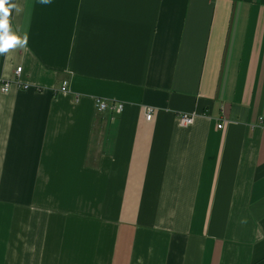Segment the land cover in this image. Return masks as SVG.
<instances>
[{"label": "crops", "instance_id": "obj_1", "mask_svg": "<svg viewBox=\"0 0 264 264\" xmlns=\"http://www.w3.org/2000/svg\"><path fill=\"white\" fill-rule=\"evenodd\" d=\"M5 7L0 264H264V0Z\"/></svg>", "mask_w": 264, "mask_h": 264}, {"label": "built area", "instance_id": "obj_2", "mask_svg": "<svg viewBox=\"0 0 264 264\" xmlns=\"http://www.w3.org/2000/svg\"><path fill=\"white\" fill-rule=\"evenodd\" d=\"M23 68L20 67L17 69L16 74L18 77H20V74L22 73ZM20 82V81H19ZM13 84L12 81L9 80H1L0 79V92L3 94H7L10 92ZM20 84V83H19ZM27 88V87H26ZM69 92V83L67 81L63 82L61 88L57 91V94H66ZM97 107L100 112H106L108 110L115 111L117 113H122L124 111V104L117 103V104H110L108 101L105 100H97ZM154 115V109L150 108L147 111V119L151 120ZM263 120V119H262ZM195 121V115L194 114H181L179 117V122L182 126H190ZM223 128V124L219 125V129Z\"/></svg>", "mask_w": 264, "mask_h": 264}, {"label": "clouds", "instance_id": "obj_3", "mask_svg": "<svg viewBox=\"0 0 264 264\" xmlns=\"http://www.w3.org/2000/svg\"><path fill=\"white\" fill-rule=\"evenodd\" d=\"M44 3H48L49 0H43ZM7 0H0V54H4L8 51L10 45L5 46L6 42L11 39H16L9 35V23H8V16H9V9L5 7Z\"/></svg>", "mask_w": 264, "mask_h": 264}, {"label": "snow or ice", "instance_id": "obj_4", "mask_svg": "<svg viewBox=\"0 0 264 264\" xmlns=\"http://www.w3.org/2000/svg\"><path fill=\"white\" fill-rule=\"evenodd\" d=\"M13 42H14V40L7 41L5 46H8L9 44H11Z\"/></svg>", "mask_w": 264, "mask_h": 264}]
</instances>
